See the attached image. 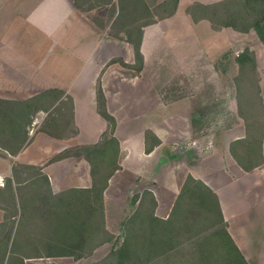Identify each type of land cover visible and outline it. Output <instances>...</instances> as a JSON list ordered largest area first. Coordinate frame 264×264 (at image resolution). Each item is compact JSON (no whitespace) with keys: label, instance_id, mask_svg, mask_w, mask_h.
Returning <instances> with one entry per match:
<instances>
[{"label":"crops","instance_id":"obj_1","mask_svg":"<svg viewBox=\"0 0 264 264\" xmlns=\"http://www.w3.org/2000/svg\"><path fill=\"white\" fill-rule=\"evenodd\" d=\"M165 1L160 0L161 3ZM182 1L179 0L174 16L144 28L141 45L144 68L139 73L122 66V62L128 66L135 65L134 49L123 33L121 37L109 35L111 24H106L104 16L91 20V12L99 7L90 8L89 0H0V99L15 104L11 111L13 119L18 125L22 123L21 129L4 130V137H0L2 142L8 143L7 139L13 141L9 144L11 151L0 148V188L5 189L7 180L11 179L17 195L20 189L22 195L17 198V219L23 214L22 207L34 204V200L46 202L49 197V201L57 202L55 199L66 193L93 188L91 163L73 154L63 156L78 148L98 145L109 130V123L98 111L99 85L106 99L107 111L117 121L114 137L119 143L118 168L103 194L105 226L114 240L121 236L124 241L125 225L136 213L140 201L151 198L152 202L155 189L151 180L148 184V179H153L150 172L154 159L158 158L157 164L168 170L183 164V161H175L174 149L169 144L170 105L162 99L156 100L154 93H158L153 78L149 76L150 66L164 59L162 51L157 50L164 47L173 49L169 40L174 33L172 22L178 16ZM218 1L193 0L189 7ZM115 3L113 0L109 6L106 5L103 13ZM191 22L194 25L209 23L206 20L195 23L192 18ZM210 27L213 32L221 34L231 29L217 31L211 24ZM171 53L172 66L184 63L173 51ZM36 106L39 110L25 136V115L27 112L32 114ZM148 132L152 133L148 136V145L152 146L155 138L160 141V145L149 154L146 152ZM20 144L23 147L17 150ZM237 167L233 165L247 178L242 184L243 191L236 186L239 182L234 179L236 176L226 169L222 171L226 182L220 187L202 174L180 177L171 171L165 189L172 198V208L165 217L156 216L163 220L169 218L186 180L192 176L217 194L228 232L248 264H264V166H257L249 172ZM27 168L48 180L49 188L41 181H36L33 186L35 189L43 187L47 195L32 198L27 195L31 189L26 191L30 184L17 183L23 181ZM15 171H18L16 178ZM231 182L236 187L225 198L222 190ZM111 190L117 193L113 198L117 206L116 217L122 222L123 231L120 228L113 230L109 225L108 198ZM134 200H137L136 204ZM0 207V223H4L6 211L11 206L2 203ZM63 213L52 210L48 219L63 220ZM78 214L83 223L86 219L83 209ZM105 245L97 246L90 255L91 245L86 238L68 245L71 251L83 253L80 258L41 254L25 257V261L28 264L68 259L73 260L72 264H85L96 258ZM54 246V250L43 251L63 250ZM23 252L26 253V249H21L20 253Z\"/></svg>","mask_w":264,"mask_h":264},{"label":"rangeland","instance_id":"obj_2","mask_svg":"<svg viewBox=\"0 0 264 264\" xmlns=\"http://www.w3.org/2000/svg\"><path fill=\"white\" fill-rule=\"evenodd\" d=\"M112 1L89 0L90 8L99 7L91 12V20L104 16L106 24H111L109 35L112 37H121L129 27L138 28L160 19L171 9L170 6L161 9L160 0H116L103 13L104 7ZM225 1L227 0L220 2ZM192 2L193 0H183L178 16L172 22L174 33L169 40L173 49H158L157 51H162L164 59L157 60L156 65L149 68V76L153 78L158 93H154L156 100L162 99L165 104L170 105L172 123L169 128V144L174 149V159L183 161V164L175 165V170L173 167L168 170L157 164L158 158L154 159L153 170L150 172L153 179H148V184L152 182L154 185L153 193L157 202L155 215L161 217L168 215L172 208V198L165 189L168 173L171 171L174 175L178 173L180 177L202 174L220 187L226 182V176L222 172L226 169L236 176L234 179L239 182L235 185L241 188L239 191H243L242 184L247 178L237 169L238 163L230 152L231 144L237 141H242L235 146V152L241 158L248 163H260L259 166H264V44L254 31L240 33L228 29L221 34L213 32L207 22L192 24L187 13ZM212 4L215 3L208 5ZM233 5L234 2L229 1V8H233ZM121 8H124V12L118 17ZM247 49L254 53L256 66L247 62L241 70L237 57ZM171 50L176 57L184 60L183 64L171 65ZM233 165L237 168H233ZM101 169L103 175L108 171L104 165ZM262 171L264 176V167ZM236 186L232 182L229 186L224 185L223 196L229 197ZM116 194L112 190L109 192V225L113 230L120 228L123 231L122 222L116 217L117 206L113 198ZM73 197L74 195H70L69 199ZM59 198L55 200L58 201ZM150 199H144L142 204V210L149 214L152 212ZM46 202L42 200L37 203L34 200V204L22 207L23 214L17 219L9 246V264H18L16 256L21 249H26L31 256L48 254L51 252L43 250H54V245H59L64 240L60 236V229L68 230L73 222L49 220L48 213L55 210L57 202L49 201V197ZM67 235L68 232H65L66 239ZM120 237L105 243L102 252L85 264H112L111 260L106 259L122 245ZM196 251L192 246L185 247L176 255V264H189L190 261L196 264ZM57 260L59 259L32 261L28 264H72L73 261ZM186 260L188 261L185 263ZM175 261L169 264H174Z\"/></svg>","mask_w":264,"mask_h":264},{"label":"trees","instance_id":"obj_3","mask_svg":"<svg viewBox=\"0 0 264 264\" xmlns=\"http://www.w3.org/2000/svg\"><path fill=\"white\" fill-rule=\"evenodd\" d=\"M140 1L144 2V0ZM229 1L234 2L233 8H229ZM178 5L179 0H167L159 5L161 9L171 7L167 15H163L159 17L160 19L138 28L129 27L128 30H124L125 40L134 49L136 63L133 66H128L121 61L123 67L139 73L143 70L144 56L141 52V45L144 28L174 16ZM123 12L124 8H121L118 17L122 16L121 13ZM187 13L195 23L206 20L217 31L223 28H231L240 33L254 31L264 44L263 0H227L212 5L196 3L187 9ZM237 62L241 70L244 69L247 62H250L253 67L256 66L254 53L249 49L238 55ZM97 102L99 113L109 123V130L105 133L102 142L92 147L78 148L73 153H67L63 156H72L73 154V156L88 160L92 165L94 186L90 190L72 191L60 196L56 203L55 212L60 214L64 212L65 219L58 221L69 220L73 223L66 231L60 229V236L64 240L60 241L56 247L63 250L49 251L51 253L46 254L48 257L73 256L74 258H80L83 253L71 251V248L68 247L70 243L81 242L88 238L91 245V255L97 246L112 242L114 239L105 226L103 194L108 189L109 181L118 168L119 143L114 137L117 121L107 111L106 99L100 85L97 91ZM12 105L15 104L0 99V137H4V130L11 132L22 128V123L18 125L16 120L13 119L11 111L15 108ZM37 110H39V107L36 106L33 108L34 112L32 114L27 112L25 115V136L28 135L27 128L31 126L32 118ZM151 134V132L147 134L146 152L148 154L160 145V141L156 138L152 146L148 145V136ZM7 141L8 143L0 141L2 151L12 150L9 146L13 142L12 139H7ZM241 142L232 143L230 152L238 165L249 172L259 166L260 163H248L235 152V146ZM21 144L17 150H21L23 147ZM103 165L108 169L107 172H104V175L101 169ZM27 169L22 178L23 181L17 183L30 184L29 188L26 187V191L31 189V192L27 195L32 198L34 195H47L43 187L35 189L33 186L36 181H41L46 188H49L48 180L43 178L40 173L35 174L32 172L31 168ZM17 175L18 171H15V178ZM21 195L20 189H18L17 195L11 179L7 180L5 189L0 188V204L6 203L11 206V209L6 211L4 223H0V264H9L10 262L9 246L19 216L17 198H20ZM70 195H74V197L69 199ZM143 202L144 200L140 201L136 213L125 225V236L122 245L106 259L107 261L111 260L110 263L169 264V262L176 260V255L181 253L185 247L192 246L197 249L195 254L196 264H248L228 232V225L225 222L217 194L204 182L196 180L192 176L188 177L167 220L160 219L155 215L157 202L153 195L152 212L150 214H146L142 210ZM136 203L137 200H134V204ZM82 209L86 217L83 223L78 214ZM62 226L64 227V224ZM65 232H68L67 239ZM29 256L31 255H28L27 252H18L16 260H18V264H26L25 257ZM191 262L189 264H192ZM174 264H176V261Z\"/></svg>","mask_w":264,"mask_h":264}]
</instances>
